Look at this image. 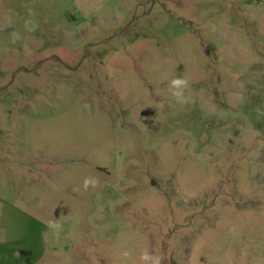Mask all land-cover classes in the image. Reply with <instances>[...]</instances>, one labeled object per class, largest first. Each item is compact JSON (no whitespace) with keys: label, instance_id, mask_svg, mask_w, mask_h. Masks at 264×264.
<instances>
[{"label":"rangeland","instance_id":"1","mask_svg":"<svg viewBox=\"0 0 264 264\" xmlns=\"http://www.w3.org/2000/svg\"><path fill=\"white\" fill-rule=\"evenodd\" d=\"M157 258L264 264V0H0V264Z\"/></svg>","mask_w":264,"mask_h":264},{"label":"clouds","instance_id":"2","mask_svg":"<svg viewBox=\"0 0 264 264\" xmlns=\"http://www.w3.org/2000/svg\"><path fill=\"white\" fill-rule=\"evenodd\" d=\"M171 85L174 89L186 88L187 87V81L182 79V78H176V79L172 80ZM172 94L174 97H176L178 102H184L182 91H173ZM89 184H92V186H95L96 181L95 180H85L84 187L87 188L89 186ZM49 227H53V228L58 229L59 225L50 224ZM142 258L145 260L150 259V257H148L147 255H145ZM155 264H160L159 258L156 259Z\"/></svg>","mask_w":264,"mask_h":264}]
</instances>
